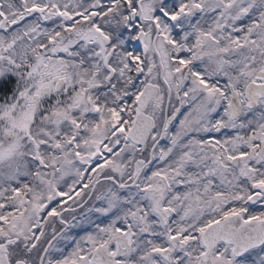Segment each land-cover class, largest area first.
Returning a JSON list of instances; mask_svg holds the SVG:
<instances>
[{
  "label": "snow or ice",
  "instance_id": "obj_1",
  "mask_svg": "<svg viewBox=\"0 0 264 264\" xmlns=\"http://www.w3.org/2000/svg\"><path fill=\"white\" fill-rule=\"evenodd\" d=\"M0 264H264V0H0Z\"/></svg>",
  "mask_w": 264,
  "mask_h": 264
}]
</instances>
